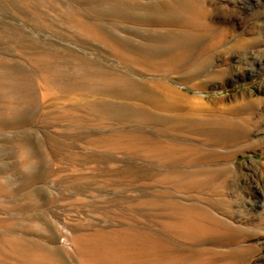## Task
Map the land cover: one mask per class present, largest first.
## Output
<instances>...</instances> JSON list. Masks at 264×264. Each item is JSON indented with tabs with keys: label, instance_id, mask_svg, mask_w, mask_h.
<instances>
[{
	"label": "bare ground",
	"instance_id": "6f19581e",
	"mask_svg": "<svg viewBox=\"0 0 264 264\" xmlns=\"http://www.w3.org/2000/svg\"><path fill=\"white\" fill-rule=\"evenodd\" d=\"M156 2L142 4L137 0H92L86 3L88 15L74 11L81 18H77L76 15L72 17V26L88 39L106 44L111 58L103 60H108V63L99 58L87 59L79 55L77 51V54L73 53L72 50L73 54L69 57L67 55L65 59H54L59 51L57 53L36 51L37 45L34 47L35 43L33 42L34 45H32V41L30 43L32 47L29 48L32 51L34 47L33 54H28L30 49L29 51L26 49V52L24 49L21 50L29 57L31 55L29 61L34 66L41 65L35 73L38 78L32 79V74L25 69L8 66L0 59V105H6V110L0 112V130L1 128H23L31 122V115H34L37 121L44 120L45 117V120H48L49 115H38L37 112L39 110L41 114L43 104L57 109V113L60 111L55 116L56 119L72 123L70 126L89 123L104 129L94 135L91 134L93 137L89 141L96 150L97 147L106 148L108 150L106 154L100 152V155L85 156L82 150L80 154L83 156H79V151L76 153L79 155H73L71 149L69 154L71 157L74 156L70 161H73L75 171L90 170L92 174H96L92 179L98 180V187H103L109 194L102 197L100 195L99 199L93 197L90 201H86L92 195L86 197L83 194L86 198L75 195L80 186L74 184L76 190L68 191V195L64 194L65 192L61 193L60 200L80 201L88 207L92 205L97 208L105 207L103 216L115 219V223L111 224L113 226H106L105 221L104 225L100 222L98 224L97 221L92 223L90 218L77 223L69 221V231L74 232L72 244L69 243L68 230L64 231L60 228L61 231H59L58 222L48 219L44 216L45 214L31 217L30 225L27 226L15 223L16 220L5 225V219L4 221L1 219L4 223L1 222V225L3 224V231L0 234L1 258H12L16 264H250L252 256L257 255L258 247L242 246L240 242L264 232L255 226L237 225L219 216L218 213L232 215V212L222 208L221 201L208 199L200 193L212 189V193L219 195L224 191L223 188L228 185V177L232 171L229 163L237 158L234 154L236 151H231L230 148L254 133L256 122H252V114L249 112L263 106L264 99L250 95L242 98L240 103H236L237 105L219 109L203 105V107L193 106L190 98L174 93L166 84L158 86V83H155V86L127 74L150 76L158 72H161L158 74L181 73L184 78L190 79L198 76L203 69L204 72L206 69L204 65L211 62L213 56L217 54L213 53V50L215 51L216 47L229 40V32L220 30L219 26L215 25V17L207 8V0ZM106 5L108 9L104 8ZM16 8L21 11L19 7ZM29 13L31 12L25 14L29 16ZM106 17L121 20L120 24L123 26L129 24L134 26L122 28L120 24L106 23L104 22ZM119 30L129 35L121 37ZM13 39L16 42L17 39ZM256 42L242 37L231 46L228 45L227 47H230L227 50L246 49L256 45ZM197 50L207 55L212 53V55H208L199 69L192 70L193 68L189 69L190 59L188 58H191L190 56ZM227 50L225 49L226 53H228ZM101 51L96 50V55H100L97 52ZM57 61L65 67H72L74 64L84 69V74L79 77L80 75L77 76L75 72L76 77L67 71L72 76H66V73L57 75L51 68L53 62L58 64ZM240 61L242 69L246 70V65L251 66L253 72L264 70L262 54L254 56L250 63ZM263 73L264 71L260 72V74ZM212 76L222 77L224 71H215ZM34 81L36 82L33 83ZM36 84H38V90L40 87L43 104H40L38 99L39 94L36 93L34 86ZM106 98L113 100L108 101ZM26 106L36 107L38 110L35 113L26 109ZM262 116L264 120V114ZM29 139L23 141L22 154L27 152L28 155V151H31ZM262 140L264 141V132L260 142ZM59 145L58 143L57 146ZM66 152L63 150L65 158L68 156ZM119 153H124V158L127 159L124 161L120 159ZM130 154L137 159L126 156ZM141 157L150 161L155 160L164 169L156 168L154 173V170L147 169L148 166L144 167L146 164L137 163ZM65 158L62 159L65 160ZM65 161L64 164L67 165ZM79 161L84 162L79 164ZM61 162L63 163L62 160ZM27 174L29 177L25 179L23 186L18 190H11L9 186L12 180H5L3 178H7L5 171L0 170V195L18 198L21 195L31 196L30 194L34 192L31 198L26 197L27 205L24 208L32 216L33 212L38 214L45 210L44 206L37 203L39 199L35 201L42 195L43 190L35 187L37 182L41 181L39 176L34 172ZM87 178L81 179L87 180ZM146 178L156 179V183L160 185H172L174 189H180L181 192L198 194L189 195V205L186 203L188 206H185L181 204L182 199L181 201L174 199L170 192L159 191L148 196L138 189H127L132 186L140 187L141 184L138 185V183H142ZM2 179L7 183L3 184ZM70 184H72L71 181ZM90 184L83 185L88 193L90 192L88 189H93L89 186ZM111 187L117 188L115 190L118 194L105 189ZM79 191L81 193L82 190L79 189ZM131 191L140 193L137 196L129 195L128 192ZM74 192H76L75 196H72ZM203 203H208L209 207L202 206ZM155 204L159 210L155 215H151L152 223L148 226L139 223L144 216L137 211L138 207ZM110 205H118V207L124 205L133 209L129 211L131 213L129 215L120 210L115 214L108 210L110 207L106 208ZM13 208L18 211L24 210L20 205H15ZM86 215L90 216L87 213ZM74 248L76 251L70 254L69 251H74Z\"/></svg>",
	"mask_w": 264,
	"mask_h": 264
},
{
	"label": "rangeland",
	"instance_id": "374dc122",
	"mask_svg": "<svg viewBox=\"0 0 264 264\" xmlns=\"http://www.w3.org/2000/svg\"><path fill=\"white\" fill-rule=\"evenodd\" d=\"M24 1L25 0H16V1L0 0V59H2V61L5 62L8 66L23 68L32 74L31 75L32 79L38 78V75H35V73L37 69H40L41 65H38V67L34 66V64H32L31 61H29L31 55L29 57V55L28 56L26 55L27 53L24 54V52H26L25 51L26 49L27 50L30 49V52H28V54L30 53L33 54L32 52L36 45H37L36 46L37 49L35 47L36 51H41V52L55 51L56 53L57 51H59L60 53L58 52L57 55L54 57V59H65L67 55H68L67 57H69L73 53H76V51L79 55H81L82 57H86L87 59L99 58L102 61H104L103 59L111 58L109 57L110 51L105 46L106 44L88 39L76 27H75L76 29L75 31L74 27L71 24L72 17H74L75 15L77 16V18L80 17V15L78 16V14H76L75 12L80 11L82 12V14L88 15L87 12L88 7L86 6V3H89L92 0H26L25 2ZM137 1H139L142 4L145 3L147 4L149 2L153 4L156 1L169 2V0H141V1L137 0ZM207 2H208V6H207L208 10H210V13H212L213 16L215 17V21H214L215 25L219 26L220 30L223 31L226 30L229 32L228 33L229 40L226 43H223L222 45L216 47V49L218 50L216 49L215 51L213 50V53L216 52L217 54L215 57L213 56L211 62H209L207 65H204L206 68L204 72L203 69L198 73L199 74L198 76H195L190 79L184 78V76L181 75V73L158 74L161 73L158 72L150 76L149 75L141 76L139 74L134 75L135 73L133 74L127 73V74L139 78V80L141 81L143 80L144 82H149L152 85L154 84L155 86L157 83L158 86L159 84H164V85L166 84L167 86H169L170 89L172 88L171 90L174 93H177L178 95L181 96H187L188 98H190L192 100L193 106H200V107L206 106L212 108L218 107L219 109V108H225L226 106H230L233 104L237 105L238 103L241 102L242 98L249 97L250 95H254L255 97L264 99V73L260 74V72H263L264 70L253 72L251 66H246V65H245V68L247 67L246 70L240 68V62H241L240 60H242L244 63H250V61L253 59L254 56L261 54L264 55V0H250V1L249 0H207ZM16 7H19L21 11H19ZM33 7L37 9L34 10ZM104 8L108 9V6L106 5L104 6ZM28 12H31L29 13V16H27ZM34 14H36V16ZM104 22L112 23V24H120L121 20L119 21L114 17H106L104 18ZM126 26H130L132 28L134 25L129 24L123 26L122 24H120V27L122 28H125ZM118 32L121 35V37H125L129 35L123 30H119ZM66 35L68 37H66ZM242 37L247 38L249 40L252 39L254 43L257 41L256 42L257 44L251 45L246 49L235 48L233 49V51L227 50V48H229L231 44H234L238 39ZM13 38H15V40L17 39L16 42H14ZM80 39L82 40L78 41ZM33 42L35 43V45ZM30 43L34 45L32 51L31 48H29L30 46L32 47ZM228 45L230 46L227 47ZM21 49H24V52ZM225 49L227 50L228 53L225 52ZM71 50L73 53L71 52ZM96 50L97 51L102 50L103 52L102 51L97 52V54L100 55H96ZM103 53L105 54L102 55ZM200 53H202L201 50H197L196 52L193 53L194 55L192 54L190 56L191 58H188L190 59V62L188 64V66H190L189 69L192 68H193L192 70L199 69L202 66V63L206 61L208 55H212V53L208 55L205 53L202 54ZM57 62L58 64L53 62L51 65V68H53L56 71L57 75H59V73L62 74L66 73L65 74L66 76L68 75L70 76L71 75L70 73H72L73 76L80 75L79 77H81V75L84 74L85 70L78 68L74 64L72 67L71 66L65 67L60 64V61ZM104 62L108 63V60H105ZM199 62L201 64H199ZM196 65L198 67H196ZM222 70L224 71V76L222 77L212 76V74H214L215 71L220 72ZM67 71L70 73H67ZM75 72L77 73L76 75L74 74ZM35 82L36 81H34L33 83ZM34 86L36 89V93L39 94L38 99L40 100V104H43L40 97L41 95L40 87H39L40 90L39 91L38 84ZM161 87L162 86L160 85V88ZM107 99L108 98H106V100ZM112 100L113 99L110 100V98L108 99V101H112ZM47 105L48 104L41 105L42 107L41 114L38 108L36 107L26 106V109H29L30 111H34L35 113L36 110H38L37 111L38 115H49L48 120H45L46 117L44 116L45 117L44 120L37 121L35 116L31 115L32 116V117L30 116L31 122H28L24 126L25 128L13 127L12 129L1 128L0 130V170H4L6 174L5 176L7 177V178L5 177L3 178L5 180L7 179L12 180V183H10L9 186L11 190L13 189L18 190L23 186L25 179L29 177L27 173L34 172L36 175H38L39 176L38 178L41 179V181H38L35 187L42 189L43 193L35 201L37 202V200L39 199L37 203L44 206L46 212L45 210H43L41 213L38 214L37 212H33L32 216H30V212H28L27 209H24L26 208L27 205L26 197L29 195L27 196L21 195L18 196V198L17 197L8 198L9 196L5 197L0 195V212H1L0 234L3 231L2 226L4 223L5 225L6 224L8 225V223L11 222L12 220L14 222L16 220L15 223L22 226L24 225L27 226L30 225V221L32 219L31 217L33 216L37 217L38 215L45 214L44 216L48 217V219L50 218L52 221L58 222L59 231H61L62 229L64 231L68 230L67 233L69 232L68 233L69 243L72 244L71 241L74 232L72 230L69 231L70 230V227H68L69 221L70 222L73 221L72 223H77V222H83L85 219L90 218L92 219V223L93 221L95 222L97 221V223L98 224L101 223V225L102 223L104 225L105 222H106L105 223L106 226L115 223L114 217L108 219L105 216H103L104 215L103 210L105 209V207L97 208L94 206L95 207L94 208L93 205L88 207L85 206L84 203L80 201L70 202V201L60 200L61 193L65 192L64 194L68 195L69 193L68 191L72 192L73 190L74 191L76 190L74 188V184H76L78 187L80 186V188H78L77 190L78 192L76 191L77 194H75L76 192H74L71 195L73 196L75 194L79 196H84L83 194H85L86 197L92 195L91 197H89V200L87 198L86 201H90V198L92 199L93 197L94 199L95 198L99 199L100 195H101L100 197H102L103 195H106L108 193L107 191H104L103 187L100 186L98 187L97 185L98 180H94V178L92 179V177H95L96 174H92L90 170L87 171L85 170L81 172L75 171L76 170L74 168L75 165L73 161L72 162L70 161V159L74 157L73 155L76 154L78 151L80 154V152H82L83 150L82 153L86 156L92 154L100 155L101 153L106 154L108 150L106 148L104 149V147H101L100 149L99 147H97L96 150V147L91 144V141H89V139L93 137L91 136V134L94 135L104 130L102 127H98L96 125L89 123L74 124L73 126H70L72 125V123L61 121L59 119L57 120L55 116L60 111H58L57 113V109L49 108L47 107ZM5 106L6 105L4 104L0 105V109H1L0 112L6 110ZM263 106H260L258 110L257 109L253 110L254 112L253 111L251 113L249 112V114H252L251 115L252 122H256L253 129L254 133L249 138L242 139L241 141L234 144L233 147L230 148L231 151L234 152L236 151L234 154L237 155L236 156L237 158L232 159L229 163L232 166V171L228 177V185L225 188L222 187L224 189V191L222 192L223 194L220 193L221 195L220 194L217 195L215 193L216 194L215 195L214 192L212 193V189L204 190L200 194H202L204 197L208 199H216L217 201H221L222 203L221 202L220 203L222 205V208L224 209L227 208L232 212L231 213L232 215L230 214L222 215L218 213L219 216H222L228 219L229 221L234 222L237 225H242V226L250 225L251 227L255 226V228L264 232V141L262 140L260 142V139L263 138V132H264V120L262 118L263 117L262 114H264ZM77 130L78 132H76ZM83 134H85V136ZM70 138H72V140ZM26 139L27 140L29 139V141L31 140V143L29 145V147L31 146L29 148V150L31 149L30 151L31 154L28 151L29 153L28 155L27 152L26 154L21 153L23 148V141H26ZM68 142H70L69 145L71 144V146L67 144ZM58 143L60 144L59 146H57ZM54 145H56L57 148ZM61 149H63L64 152L65 150L67 151L66 154H68L67 156L68 160L67 158H65L66 155L65 153H63V150ZM70 149L73 152L72 157L69 154L71 152ZM85 152L87 153L85 154ZM83 154H80L79 156L81 155L83 156ZM124 155H125L124 153H119L118 157L120 159H123L124 161L125 159ZM28 156L30 158H28ZM61 156L62 158H65L66 161L62 159ZM126 156L132 159L136 158L134 155L131 154L130 156L128 155ZM59 160L60 161L62 160L63 163L62 162L60 163ZM64 161L65 163H67V165L64 164ZM81 161H79L80 162L79 164H82L84 162ZM129 161L132 162L131 160ZM137 163L146 164L144 167L147 168L148 166L149 168L147 169L154 170L155 171L154 173H156V168L161 170L164 169L163 166L162 165L160 166V164L157 163L155 160L150 161L145 157L143 158L141 157V159L137 160ZM31 165H33L34 170ZM27 167H29V169ZM85 167H89V166H85ZM54 175L58 178L54 177ZM81 178H87V180ZM4 179H2V181H4L3 184H6L7 182ZM88 179L90 180L92 179V180L89 181ZM83 180L85 181L81 183V181ZM70 181L72 184H70ZM86 183L88 184L92 183V185L90 184L89 186H91V188L93 189H88L91 192V193L89 192L90 194L88 193L87 190L83 188V185H85ZM142 183L145 185H143ZM142 183H138V185L141 184L140 187L132 186V188L127 187V189L128 188L138 189L141 192H143L142 194H147L148 196L149 195L152 196L153 194H156V192L159 191L170 192L171 197H173L174 199L178 201H181L182 199L181 204L185 206L189 205L188 201L190 196L198 194V193L192 194L188 192L185 193L184 191L181 192L179 191L180 189L179 190L174 189V186L172 185L167 186V185L157 184L156 179L152 180L150 178H146L143 179ZM81 186L84 189V192ZM111 188H105V189L110 190L111 193L118 194V191L115 190L117 188L114 187ZM79 189L82 190L81 193ZM86 191L87 194L85 193ZM139 193L140 192L138 191L128 192L129 195H134V196H137ZM33 194L34 192H32L30 194L31 196L29 197L31 198ZM212 195L215 198H213ZM86 197L84 196L82 198H86ZM22 199L23 201H21ZM18 201H21L23 204L21 205V202ZM186 203L188 205H186ZM15 205L22 206L24 210L23 211L14 210L13 207ZM152 206L142 205L139 206L137 209V211L143 214L144 216V218H141L139 221V223H142L144 226H148V224L152 223L153 218H151L152 217L151 215L152 214L155 215L156 211L159 210V209L157 210L156 204ZM202 206H208V203L205 204L203 203ZM109 207L110 209H108ZM106 208L108 210H111L115 214L121 211L128 215L130 213L129 211L133 209L124 205L119 207L118 205L116 206L110 205ZM86 213L90 216L86 215L87 216L86 217L85 216ZM72 215H74L73 218ZM1 219L2 221H4L5 219L4 223L1 221ZM1 222L3 223L2 225ZM240 243L242 246L254 245L253 247H258L256 253L257 255H255L254 257L252 256V262L250 264H264V234L255 236L246 241L242 240ZM258 244L260 247L258 246ZM75 251L76 249L74 248V251H69V252L71 254L74 253ZM8 259L10 262L8 261ZM14 262L15 261L12 258L0 257V264H16V262L15 263Z\"/></svg>",
	"mask_w": 264,
	"mask_h": 264
}]
</instances>
